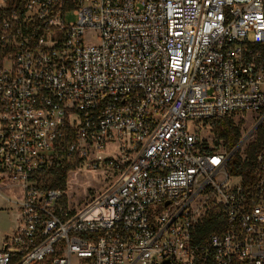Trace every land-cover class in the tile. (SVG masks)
Listing matches in <instances>:
<instances>
[{
    "label": "built area",
    "instance_id": "built-area-1",
    "mask_svg": "<svg viewBox=\"0 0 264 264\" xmlns=\"http://www.w3.org/2000/svg\"><path fill=\"white\" fill-rule=\"evenodd\" d=\"M238 114L264 119V0H0V264H264V151L245 189L200 129ZM77 164L116 178L81 209L47 183Z\"/></svg>",
    "mask_w": 264,
    "mask_h": 264
},
{
    "label": "rangeland",
    "instance_id": "rangeland-1",
    "mask_svg": "<svg viewBox=\"0 0 264 264\" xmlns=\"http://www.w3.org/2000/svg\"><path fill=\"white\" fill-rule=\"evenodd\" d=\"M66 21L67 23L76 22L77 18L73 13H69ZM97 37L98 35L96 33L87 34V40L90 42L96 41L98 39ZM262 119L263 115L256 114H238L231 117L235 126L241 131L242 141L245 139L248 140V143L243 146L242 150H239L243 162L248 159L252 145L258 141L260 136L259 129L262 125L259 126V124ZM256 128L257 130L254 132ZM200 129L206 146L216 148L219 151L224 149L223 140L211 131L209 124L202 126ZM189 130L193 134L197 133V125L190 123ZM112 153L111 150H106L100 156L107 157ZM115 179V177L105 170H100L97 173H87L78 164L71 167L66 192L72 208L81 209L95 196L105 191ZM18 197H20L19 188L11 182H0V251L4 249L7 238L23 227L20 207L13 203ZM42 264L53 263L50 260Z\"/></svg>",
    "mask_w": 264,
    "mask_h": 264
},
{
    "label": "trees",
    "instance_id": "trees-1",
    "mask_svg": "<svg viewBox=\"0 0 264 264\" xmlns=\"http://www.w3.org/2000/svg\"><path fill=\"white\" fill-rule=\"evenodd\" d=\"M208 124L211 127V131L223 140V150L231 155L242 142L240 129L235 126L231 118L212 120ZM259 132L260 136L258 141L252 145L248 159L243 162L238 151L231 157L228 163L229 173L232 176L242 178L245 189L253 186L257 172V158L264 151V122L260 126ZM70 168L71 166H60L56 168L53 175L47 180L49 187L67 190ZM217 217L218 215L215 212L208 214L204 224L199 227L198 237L200 241L205 240L210 233L221 230L222 227L218 223Z\"/></svg>",
    "mask_w": 264,
    "mask_h": 264
},
{
    "label": "water",
    "instance_id": "water-1",
    "mask_svg": "<svg viewBox=\"0 0 264 264\" xmlns=\"http://www.w3.org/2000/svg\"><path fill=\"white\" fill-rule=\"evenodd\" d=\"M264 122V119L261 121V123L259 124V126L262 124ZM258 128V127H257ZM257 128L254 130V132L257 130ZM247 139H245V140H243L240 144H239V146L235 149V151L231 154V156H230V159H231V157L238 151V149L245 143V141H246ZM166 206H168V205H170V203L168 202V203H166L165 204Z\"/></svg>",
    "mask_w": 264,
    "mask_h": 264
}]
</instances>
